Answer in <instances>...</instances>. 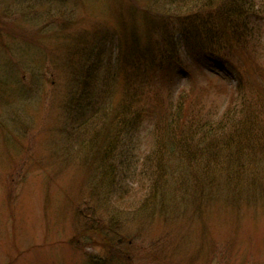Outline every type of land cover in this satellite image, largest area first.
I'll return each instance as SVG.
<instances>
[{
  "label": "rangeland",
  "instance_id": "374dc122",
  "mask_svg": "<svg viewBox=\"0 0 264 264\" xmlns=\"http://www.w3.org/2000/svg\"><path fill=\"white\" fill-rule=\"evenodd\" d=\"M150 5L0 0V264H264V0L230 62ZM190 116L249 126L208 167Z\"/></svg>",
  "mask_w": 264,
  "mask_h": 264
},
{
  "label": "trees",
  "instance_id": "16d2710c",
  "mask_svg": "<svg viewBox=\"0 0 264 264\" xmlns=\"http://www.w3.org/2000/svg\"><path fill=\"white\" fill-rule=\"evenodd\" d=\"M146 2L151 3L145 8V12L149 15V7L153 8L157 5L161 8L159 12L163 18V26L158 33H163L164 41L166 38L170 40L169 36L174 37L178 33L181 39L185 40L190 53L204 56L203 58L218 60L222 58L225 62L232 61L236 49L245 51L246 41L249 42L254 31L249 26V21L255 15H260L256 0H146ZM169 43L166 60L174 59L179 54L171 40ZM136 46L126 44V49L131 53L133 47L134 52L137 53ZM233 63L246 67L249 71L250 65L240 63L236 59ZM212 124L209 120L198 122L190 116L184 128V134L186 133L184 136L187 140L181 138L179 140L180 153L185 159L197 162L195 157L202 156L200 159L205 158L209 167L210 160L212 162L215 158L218 160V152L226 150L232 141L238 143L239 139L236 136L242 128L249 126V124L241 127L236 124L229 126L233 131L222 135L219 144L218 136L228 127H220L224 125L223 120L215 125Z\"/></svg>",
  "mask_w": 264,
  "mask_h": 264
}]
</instances>
